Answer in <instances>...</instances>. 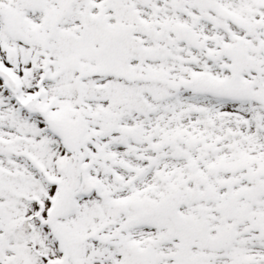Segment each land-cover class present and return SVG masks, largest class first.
<instances>
[{
    "label": "snow or ice",
    "instance_id": "obj_1",
    "mask_svg": "<svg viewBox=\"0 0 264 264\" xmlns=\"http://www.w3.org/2000/svg\"><path fill=\"white\" fill-rule=\"evenodd\" d=\"M0 264H264V0H0Z\"/></svg>",
    "mask_w": 264,
    "mask_h": 264
}]
</instances>
